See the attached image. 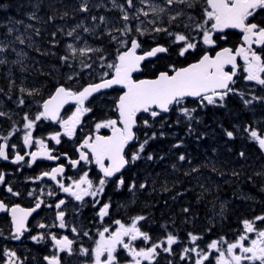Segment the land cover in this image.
<instances>
[{"label":"trees","instance_id":"trees-1","mask_svg":"<svg viewBox=\"0 0 264 264\" xmlns=\"http://www.w3.org/2000/svg\"><path fill=\"white\" fill-rule=\"evenodd\" d=\"M95 1L0 0V48H3V51H0V60L6 61L0 63V68H10L6 100L9 127L26 114L36 113L42 101L58 86L63 85L66 88L78 86L77 88L80 89L96 80H101L104 73H108L109 76L113 69L92 68V66L97 67V64H110V62L112 64L132 37L141 42V49L148 48L150 40L153 42L149 45L159 44L168 48L165 54L143 63L141 72L134 76L136 79L151 78L158 72L170 70L174 64L173 36L169 37L166 33H155L151 30L144 36L134 32L123 34L117 29H123L127 24L133 31L134 22L138 19H130L125 23L117 7H108L103 3L96 5ZM117 2L127 4L126 0H117ZM137 2L140 4L141 0H133L134 7ZM84 4H87V11L80 10ZM204 9L205 0H194L191 8L181 4L180 12H183V16L173 25L168 24L167 16L157 22L160 27L169 28L173 33L187 34L196 30V23L203 25L198 15ZM193 12L196 13V20L190 22L189 28H185L184 25L189 23L188 17H193L191 15ZM138 15L139 20L142 18L148 24L149 18L145 19L140 13ZM101 16L108 22H101L99 19ZM93 17L96 19L93 20ZM85 27L90 31L85 32ZM9 29L12 31L9 32ZM73 29H75L73 35L68 36L67 33ZM96 33H99L98 36ZM112 36L125 43H118L117 40L112 39ZM69 44H74L76 48L87 46L100 51L88 53L87 56L76 53L74 57L67 47ZM65 56L68 57L67 63L61 59ZM101 57L103 60L100 59ZM81 61L90 64L91 68H84ZM52 68H56L54 73ZM67 69L72 77L73 74H77L75 79H79V83H73L63 75ZM82 73L90 75V78H85ZM21 88L26 91L21 92ZM33 90L36 91L29 95L28 93ZM240 91L243 93V98L229 96L227 106L225 105L226 108L220 114L215 112L217 108L214 107L203 111L197 109L189 119L179 108L172 107L168 113H160L157 117H152L150 112L138 116L135 128L137 140L129 145L127 154L130 155L137 150L138 144L143 142L146 134L151 137L156 133V138L149 140L142 154L143 158L132 164L129 170H124L122 176L125 184L118 190L117 201L120 202L116 203L117 212L119 213V210L123 212L126 207L127 199L124 191L128 189L129 183H134L139 188L140 184L148 180L151 185L154 184V188L151 189L154 195L162 194L165 201L169 197L172 199L174 189L180 188V183L189 182L192 189L190 197L181 196L187 193L188 186L180 188L178 192L181 196V211L188 209L184 219L190 220L192 212H207L214 222H223L220 228H212V238L219 237L221 232L225 231L227 240L232 242L236 240L238 230L240 231V224H237L239 221L245 219L254 221L255 217L264 216V154L254 144L250 131H245V129H254L259 135H264V110L259 102L250 99L254 96L262 97L264 88L253 90L249 85H244ZM120 93L121 91L117 89H111L90 99L87 105L91 110V121L105 123L117 118L115 104ZM21 99L25 101L24 104L19 103ZM245 100L252 102L246 105ZM185 106L191 109L194 104L187 101ZM145 120L148 121L147 125L144 124ZM226 131L233 132V136L229 138ZM174 145L179 146L174 147ZM241 152L245 155L240 156ZM148 154H152L154 159L148 160ZM181 154L191 159L203 158V162L195 166L204 167V176H191L194 173L191 171L194 163L175 160L174 157H179ZM214 157L228 161H211ZM173 165L180 166V169L177 167L174 169ZM185 173L189 174L185 175ZM195 173L199 174V171ZM219 175L222 177L218 178ZM192 199L196 200L198 207L191 208ZM167 210L166 204L159 212L165 214L164 219V215H161V219L155 222L163 225L171 224L174 211ZM258 223L255 227L263 229L264 222L258 221ZM174 263L170 261L164 264Z\"/></svg>","mask_w":264,"mask_h":264},{"label":"flooded vegetation","instance_id":"flooded-vegetation-1","mask_svg":"<svg viewBox=\"0 0 264 264\" xmlns=\"http://www.w3.org/2000/svg\"><path fill=\"white\" fill-rule=\"evenodd\" d=\"M103 3H105L106 5H104L108 7L113 6V4L106 2V0H104ZM206 8L207 4L205 0V9ZM205 9L200 15H198V19H200V22H203V27L211 29V22H206L207 17L205 16ZM191 15L193 16L192 18L194 20L196 13L193 12ZM248 22H255L261 26H264V10L258 9L257 13L254 14L253 17H250ZM152 26L154 25L149 24V28ZM186 35H189L192 38L191 42L196 43L198 46L195 49L188 50L184 56H180L178 53L184 44L183 42H176L175 47L172 50L174 64L170 67V70L175 68H183L191 63L197 62L206 54L214 58L216 53L220 52L224 48L231 49L233 54H235L236 49L242 46L245 48L248 47V45L244 43L243 32L237 28H224L222 30L213 31L212 37L214 43L212 45H205L203 43V33L201 30L196 29L195 31L187 33ZM149 36L151 37L152 35ZM151 42L153 41L150 40L149 43ZM149 43L148 48L137 49V53L142 54L145 51H149L151 48L159 45H149ZM129 45L130 41L124 46L123 50L129 47ZM251 47L253 51H256L262 56V59H264V44H253ZM162 54L165 53H161L157 56H161ZM157 56L148 59L147 61L153 60ZM116 57L113 63L116 62ZM108 64H97V67L92 66V68H107ZM9 69L10 68H0V112L5 114L0 116V144L7 145L6 152L9 155L8 160L0 158V173H4L5 176L4 181L0 182V202H2L5 206L3 209H0V264H47V261L44 258L46 256L51 257L53 255H56L61 260V264H93L94 257L91 250L93 249L95 242L99 239V232H101V229L107 227L109 229V233H106V235H110L118 227L114 221L120 220L125 225H130L132 219L136 216L145 217V219L138 221V227L141 229V231L147 233L150 239L148 241H144L142 237L138 238L136 241L132 242L133 247L140 249L151 247L153 244L160 245V247L157 248L156 258L151 262L141 261V264H164L170 261L175 262L174 264H195V261L199 258L197 255L198 252L207 253L208 255V259L203 261V264H216L219 252L208 249L207 246L211 241L217 240L221 242V247L226 249L228 243L236 242L241 235H245L247 237V239L244 241L245 246H248L251 240L256 238L255 232H244L243 220L237 223L240 224V231L238 230L236 240L232 242L227 240V236L224 235L225 231H222L219 237L212 238V228H220L221 224L224 223H218L217 221L214 222V220L211 218V215L207 214L206 211V213L192 212V215H190V220L187 218L185 220L184 214L186 212H182L180 209V197L191 196L192 189L190 188L189 182L179 184L180 188H186L185 186H188V189H186L187 193H184L180 196V194H178L180 188L175 187L172 199L169 197L167 201L163 199V195L160 193L154 195V192L151 190L154 188V184L151 185L148 180L143 183L145 184V188H138L135 185L133 190H130V186L134 183H129L128 189L126 192L124 191L125 199H127V201H125L126 207L123 212L119 210L118 213L116 203L118 202L119 204L120 202V200L117 201L118 190L122 186L117 189L116 184L123 175L124 170H129L132 167V164L126 165L121 173L116 174L113 178H109L108 183L104 186V193L98 195L95 198L87 196L84 198V201L81 202L75 200V198L68 193H64L60 189L58 181L63 182L65 186H67L72 184L73 180H79V178L84 175L85 172L88 173V178L92 180L94 184H98L103 173L100 171L99 166L92 158L90 149L84 148L82 145L86 139H90L94 142L97 136L107 137L109 135L110 127H101L97 129V124L104 123L96 122L95 120L91 121L90 110L80 117V122L75 126L73 134L71 136L66 135L64 128L58 121L68 120L76 111V103L69 104L64 107L56 121L45 119L43 117L40 120H35V117L39 114V112L42 111L43 101L52 95L56 89L55 88L51 95L42 101L36 113L33 112L27 114L29 119L35 121V124L31 130L33 143L30 145H25L23 141L26 131L24 129V124L27 122L24 119L25 116L21 119L15 120L16 123L12 127H9V111L6 107V100L8 98ZM244 69L245 62L243 58L236 56L235 75H233V80L229 85L233 91L228 92L222 102L219 101L218 98L215 104H207L206 101L202 103L199 98L195 100L184 99L180 105H171L169 111L172 107L177 109L178 106L186 104L187 101H190L192 104H194L191 109H196V111L197 109L203 111L206 108H209L210 110L212 107H214L217 108L215 111L217 114L222 113V111L227 106V100H229V96L236 97L238 99L243 98V93L240 90H242L244 85H249L253 90H260L264 88V85H260L256 81L246 80L245 77L247 73ZM55 70L56 68H52V73H54ZM224 70L226 72L232 73V65H225ZM82 74L85 78H90V75H87L86 73ZM63 75L67 79L69 76H72L68 69L63 72ZM76 75L73 74V78L71 79L73 83L80 82L79 79H75ZM98 81L100 80H96L92 83H97ZM77 87L78 86H74L68 89L78 92L84 88L81 87L78 89ZM97 95L95 94L89 97L85 101V107L89 108L87 102ZM254 97H250V99L259 102L260 106L264 110V95L260 98L256 97L258 99H254ZM10 132L12 133L11 136H9ZM56 133L60 134L58 137L59 143L51 138ZM4 137H7V140H5ZM262 137H264V135H262ZM37 140H43L44 145L48 149V154L58 158L49 160L47 156H38L35 161H32L31 156L28 154L42 150L41 145L35 143ZM254 142V144L259 148L258 142ZM12 145H15V148H13ZM128 147L129 145H127L125 148L126 153ZM81 151L89 156V161L80 160ZM262 152L264 154V150H262ZM16 154L23 155L24 160L14 163L13 161ZM131 154H127L128 157H130ZM174 158L175 160L180 161L178 157ZM71 160L78 161L75 167H73L70 163ZM184 161L194 163L193 168H197L199 171V174L194 172L191 176H204V167L195 166V164L203 162V158H186ZM211 161L226 162L228 160L214 157L211 158ZM105 163H108L107 160H105ZM60 166H63L64 171L63 173L57 175L56 180L51 179L49 176L41 175L43 172H51L53 168ZM176 167L180 169V166ZM37 177H39V179H36ZM221 177L222 176L220 175L218 176V178ZM9 187L13 189V192L19 193V195H13L12 193L8 192ZM30 192L33 195L30 196ZM49 192L54 194L49 195ZM151 192L154 196H152ZM60 200H64L65 203L58 209L56 205ZM40 201H42L40 208L32 212L25 221V230L20 235V238L13 239L12 237L15 235V232L12 225V214L10 210L16 205H19L20 208L25 210L32 209L35 208V205ZM103 203L110 204L109 214L104 217H100L98 213L100 207L103 206ZM166 204L168 206L167 211H174V217L171 224L163 225L155 221L161 219V215H164V219L165 214H160L159 212L160 210H163V207H165ZM190 206L191 208L198 207V203H196L195 199L191 200ZM204 209L206 210V206ZM58 211H63L65 213L64 219L66 227L64 228L59 227V221L56 219ZM165 212L166 210L164 213ZM254 221L255 224H259L258 220ZM40 224H43L45 227H39ZM73 228L76 229L75 232L72 231ZM85 232L88 233V235H85ZM190 233L196 235L198 240L193 242L190 239ZM168 234L175 235L177 237V242L172 245H168L166 240ZM52 235H56L57 238L67 236L70 240H72V251L69 252L68 250H58L51 239ZM32 236H43L44 239L34 241L31 239ZM221 238H223V241H221ZM124 239L125 242H127L128 238L125 237ZM165 247L170 248V251L165 252L163 250ZM82 248L88 249L89 252L87 254H82ZM192 248L197 249V251H189L187 253L185 252V249ZM13 251L16 253L15 257H9L7 253ZM235 251L237 254H239L238 249ZM115 255L118 264H130V261L132 260V257L129 255L128 251L119 245L117 246ZM90 259L91 263H89ZM101 259H107L106 254L102 256ZM256 264H258V262H256Z\"/></svg>","mask_w":264,"mask_h":264},{"label":"snow or ice","instance_id":"snow-or-ice-1","mask_svg":"<svg viewBox=\"0 0 264 264\" xmlns=\"http://www.w3.org/2000/svg\"><path fill=\"white\" fill-rule=\"evenodd\" d=\"M129 8H132L133 0H126ZM141 3H147V0H141ZM174 3H179L187 5L191 8L194 4V0H163L162 4L149 3L148 8L153 16L152 20L147 21L149 24L155 25L157 21H162L165 15H168L169 8ZM207 8L205 9V16L207 17L206 22H211V29L203 27L201 24L196 23L195 27L201 30L203 33V43L205 45H212L214 43L212 32L216 30H222L224 28H237L243 32V40L247 48L240 47L236 49L235 54L229 48H224L220 52L216 53V56L210 57L209 55H204L196 63H192L185 68H180L175 71L174 75H169L166 72H161L155 79H145L134 81L132 79V73L139 70L140 62L146 58L155 57L159 53H166L168 51L167 47L157 45L151 48L149 51H145L142 55L137 54V49L142 48L141 42L135 38H130V47L127 50L120 51L116 57V62L108 64L107 67L114 70V74L111 79L106 78L108 73H104L101 81L99 83H90L87 87H84L81 91H72L65 86L61 85L56 88L55 93L49 97V99L44 100L42 104L43 111L35 117V120H40L42 117L45 119L57 120L60 108L67 103L69 100H74L76 102L77 108L73 115L68 120H60L62 127L64 128L65 134L71 136L75 129V126L80 122V117L90 111L89 108L85 107V101L92 96L93 93H97L101 89H107L113 85H123L126 89L123 95L119 97L117 103V109L119 111L120 123L123 125L122 128L116 127L117 121L109 120L104 124H97V129L101 127H112L113 134L108 137L97 136L95 141L86 139L82 145L84 148H88L91 151V156L95 160L96 164L99 166L100 171L103 173L99 179L98 184H94L92 180L88 178V173L85 172L79 180H73L72 184L65 186L63 182H59V187L64 193H68L77 201H84L87 196L97 197L98 195L104 193L105 185L108 183L109 178H113L117 173L121 172V169L125 168L126 165L135 164L138 160L143 158V153L146 150V146L150 139L156 138V133H153L151 137L147 134L143 142L138 144V148L134 151L130 157H128L125 152V148L130 142L137 140V137L133 131L136 125V116L138 112H150L152 117H157L160 115L159 112L152 110L153 106L160 109L162 112H168L171 105H180L185 97H197L203 103L215 104L217 98L219 101H223L228 92L233 91L229 87L230 82L235 75L236 70V56L243 58L245 62V72L247 73L245 79L248 81H256L260 85H264V59L256 51L252 50L253 44H264V26H261L255 22H248L250 17H253L257 13V10H264V0H206ZM113 7L119 8L123 12L122 19L127 22L130 19H139L138 13L143 14L144 17L149 16V11H143L142 9H136V13L132 16L128 12L124 11V5L118 4L117 0H113ZM81 11H87V4L81 6ZM183 16V12H176L174 15H168V24L173 25L178 18ZM96 17H93L95 20ZM101 22H105V17L101 16ZM193 18L188 17L189 23H185L184 27L189 28L191 26V21ZM144 22L141 21L140 25L135 28L136 33L140 36H144L148 33L147 28H142L141 25ZM79 27V25H77ZM12 29H9L11 32ZM69 31L68 36H72L73 32ZM85 32L90 31L89 28H84ZM123 34H127L132 31L125 24L123 29H117ZM152 31L155 33H166L169 37L174 36L173 43L183 42L184 46L180 48L178 55L184 56L185 53L190 49H195L198 45L191 42L192 38L189 35L183 33H173L169 28L153 27ZM55 35V33H53ZM77 39L79 37L77 36ZM113 40H117V37L113 36ZM23 42V41H21ZM118 43L124 44V41L117 40ZM68 49L71 51L75 57L76 53L81 56H85L91 52H99V49H93L91 47H80L76 48L69 44ZM3 51V48H0ZM63 62L67 63L68 57L61 58ZM103 60V57L100 58ZM6 61L0 60V63H5ZM84 68H91L90 64L81 61ZM232 65V73L226 72L224 70L225 65ZM73 77L69 76L68 79L71 80ZM21 92L26 91L21 88ZM29 92L32 95L33 92ZM254 99H258L254 97ZM252 101L245 100L244 103L250 104ZM20 104H24L25 101L21 99ZM180 111L189 119L192 118L191 111L187 108H181ZM5 115L0 112V116ZM24 119L27 121L24 124L25 135L23 141L25 145H30L33 143L32 139V128L34 127L35 121L29 119L26 114ZM144 124L147 125L148 121L145 120ZM245 131H250L251 138L258 142L259 148L264 150V137L258 134L254 129H245ZM12 133H9L11 136ZM59 133H56L51 138L59 143ZM163 135V133H161ZM226 135L231 138L233 132L226 131ZM7 140V137H4ZM35 143L41 145L42 150L39 152H31L28 155L31 156V160L35 161L38 156H47L49 160L57 159L53 155L48 154V149L44 145L43 140H37ZM179 145H174L178 147ZM15 148V145H12ZM7 145L0 144V158L4 160L9 159V155L6 152ZM243 152L240 156H244ZM148 160H153L152 154L147 155ZM162 159V158H161ZM178 159L184 161L186 159L184 154H181ZM24 156L16 154L14 163L23 161ZM80 160L89 161V156L81 151ZM107 160V164L105 163ZM70 163L75 167L78 163L76 160H71ZM175 169L176 166L173 165ZM63 166L53 168L51 172H43L42 176H49L51 179L56 180L57 175L63 173ZM191 171H198L197 168H193ZM213 171L215 169L213 168ZM189 173H185L188 175ZM5 179L4 173H0V182ZM36 179H39L37 177ZM125 184L123 176L117 181L116 187L119 189ZM140 188H145V184H140ZM203 187V186H202ZM135 188V184L130 186V190ZM8 192L13 195H19L17 192H13L11 187L8 188ZM54 193L49 192V195ZM29 195H33L31 192ZM42 201L35 205L32 209H22L19 205L14 206L10 211L12 214V225L14 228L15 235L13 239H19L22 232L25 230V221L28 216L34 212L36 209L40 208ZM65 203L64 200H60L56 207L59 209L61 205ZM99 203V202H98ZM5 206L0 202V209ZM110 204L103 203V206L99 209V216L104 217L109 214ZM185 212L188 209H184ZM65 213L63 211H58L56 219L59 221V227H66L65 224ZM145 219L143 216H136L132 219L130 225H125L120 220L114 221L118 227L110 235L109 229L105 227L103 231L99 232V239L96 241L95 248L91 250L94 257L93 264H118L116 259V249L117 246H122L128 251L129 255L132 257L130 264H141V261H153L157 255V248L160 247L158 244H153L148 248L137 249L133 247L134 241L138 238H143L144 241L150 239L149 235L138 227V221ZM255 220L264 222V216L255 217ZM244 232L245 233H256V238L252 239L248 246H245L244 241L247 239L245 235H241L239 239L234 243H228L227 248L223 249L221 247V242L213 240L208 244V249L216 250L219 255L216 260V264H264V229H257L255 227V221H249L245 219L243 221ZM39 227H45L40 224ZM73 232L76 231L75 228L72 229ZM88 235V233H84ZM190 239L195 242L198 237L193 234H189ZM125 237H127V242H125ZM32 240L44 239L43 236H32ZM55 247L60 250L72 251L73 241L67 236L57 238L56 235L51 236ZM167 244L172 245L177 242V237L173 234H168L166 237ZM223 241V238H221ZM236 249L239 250V254L236 253ZM165 252H169L170 248L165 247L163 249ZM197 251V249H185V252ZM88 249H81L82 254H87ZM106 254L107 259L102 260L101 257ZM9 257H15L16 253L8 252ZM198 259L195 264H203V261L208 259L207 253L198 252ZM183 258V257H182ZM47 264H61V260L53 255L51 257L44 258Z\"/></svg>","mask_w":264,"mask_h":264},{"label":"water","instance_id":"water-1","mask_svg":"<svg viewBox=\"0 0 264 264\" xmlns=\"http://www.w3.org/2000/svg\"><path fill=\"white\" fill-rule=\"evenodd\" d=\"M131 45H129V47H130ZM161 46V45H160ZM156 47V46H155ZM125 50H127V48L125 49ZM151 50V49H150ZM124 51V50H123ZM138 54V53H137ZM143 54V53H142ZM141 54V55H142ZM159 54H161V53H159ZM159 54H157V55H159ZM216 56V55H215ZM151 58H153V57H150V58H146L145 60H143V61H141L140 62V68H139V70H137V71H134L133 73H132V79L134 80V81H139V80H145V79H148V80H151V79H155L156 77H158L159 76V74L161 73V72H166V73H168L169 75H174L175 74V71L176 70H178V69H180V68H175V69H172V70H169V71H161V72H158L157 74H156V76H154V77H151V78H147V77H143V78H135L134 76H136V75H138L140 72H141V70H142V68H141V65L145 62V61H147L148 59H151ZM199 61V60H198ZM194 63H196V62H194ZM192 64V63H191ZM190 65V64H189ZM188 66V65H187ZM187 66H185V67H187ZM185 67H183V68H185ZM114 74V70H112V72H111V74H110V76H108L107 78L108 79H111V77H112V75ZM233 80V79H232ZM101 81V80H100ZM100 81H98L97 83H99ZM232 82V81H231ZM230 82V83H231ZM230 85V84H229ZM88 86V85H87ZM87 86H85V87H87ZM111 89H117V90H119V91H121V93H120V95H119V97L121 96V95H123V93H124V91H126V89L123 87V85H113L112 87H110V88H107V89H101V90H99L97 93H93L92 94V96L93 95H97V94H100V93H103V92H108V91H110ZM56 90V89H55ZM55 93V91L52 93V95ZM91 97V96H90ZM119 97H118V99H117V101H116V104H115V108H116V114H117V118H114L113 120H115V121H117V124H116V127H118V128H122L123 127V125L120 123V117H119V111H118V109H117V103H118V100H119ZM47 99H49V97L47 98ZM46 99V100H47ZM184 99H191V100H195V99H198L197 97H185ZM76 102L74 101V100H69V101H67V103H65L61 108H60V110H59V115H60V113L62 112V110L64 109V107H66L67 105H69V104H75ZM43 104V103H42ZM152 110H155V111H157V112H159V113H167V112H162L160 109H158V108H156L155 106H153V108H152ZM42 111H43V108H42ZM148 113V112H147ZM141 114H146L145 112H138L137 113V116H136V125L134 126V128H133V131H134V133H135V128L137 127V118H138V116H140ZM59 115H58V117H59ZM50 120H52V119H50ZM52 121H56V120H52ZM113 134V132H112V127H110V129H109V135L108 136H111ZM107 136V137H108ZM133 142V141H132ZM132 142H130L129 143V145L132 143ZM127 147V146H126ZM123 171V169H121V172ZM120 172V173H121ZM117 174H119V173H117Z\"/></svg>","mask_w":264,"mask_h":264},{"label":"rangeland","instance_id":"rangeland-1","mask_svg":"<svg viewBox=\"0 0 264 264\" xmlns=\"http://www.w3.org/2000/svg\"><path fill=\"white\" fill-rule=\"evenodd\" d=\"M103 1L104 0H96L95 2H96V5H100L101 3H103ZM106 2H108V3H111V4H113V0H106ZM118 3V2H117ZM138 3V2H137ZM149 3H156V4H162L163 3V0H147V3H141L140 2V4L138 3L135 7L133 6L132 8H129L128 7V5L127 4H122V5H124V11H126V12H128L129 13V11H130V13H129V15L131 16L133 13H136V9H142L143 11H149V16L147 17V19L149 18V20H152L153 19V16H152V14H151V12H150V10H149V8H148V4ZM103 4H105V3H103ZM118 4H121V3H118ZM106 5V4H105ZM141 5V6H140ZM180 6H181V4H179V3H174L173 5H171V6H167L168 8H169V13H168V15H174L177 11H179L180 12ZM115 8V7H114ZM117 9V11L120 13V15H122L123 16V12L119 9V8H116ZM178 9V10H177ZM132 11H133V13H132ZM132 13V14H131ZM141 15H143L142 14V12L140 13ZM168 15H165V16H167L168 17ZM145 19H146V17H144ZM90 19L88 18V21H89ZM105 21L106 22H108V20H106L105 19ZM141 21H143L142 20V18L139 20L138 19V21H136V22H134V30L133 31H131V32H134V33H136V31H135V28H136V26L137 25H140L141 24ZM144 23L141 25V27L142 28H147L149 31L151 30L152 31V29H153V27H159V25H158V22H156V24L154 25V26H152L151 28H149V23L148 24H146L145 23V20L143 21ZM125 23H127V22H125ZM128 28H131V26L130 27H128ZM106 29V28H105ZM148 31V32H149ZM130 32V33H131ZM98 34L99 33H96V36H98ZM113 37V36H112ZM174 40V39H173ZM121 41V40H120ZM73 45V47H74V44H72ZM73 55V54H72ZM85 56H87V55H85ZM110 76V75H109ZM253 101V100H252ZM178 108H179V110L181 109V108H186V106H185V104H183V105H181V106H178ZM188 109V108H187ZM189 110H194V111H191V114H193V113H195L196 112V109H189ZM101 231H103V228L101 229ZM95 245H96V242H95V244H94V247L93 248H95ZM89 263H91V259H90V262Z\"/></svg>","mask_w":264,"mask_h":264}]
</instances>
